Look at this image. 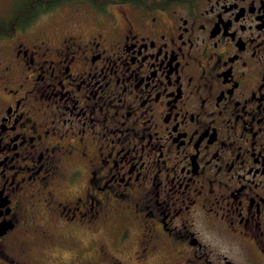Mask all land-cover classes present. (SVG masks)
<instances>
[{
	"label": "flooded vegetation",
	"instance_id": "obj_1",
	"mask_svg": "<svg viewBox=\"0 0 264 264\" xmlns=\"http://www.w3.org/2000/svg\"><path fill=\"white\" fill-rule=\"evenodd\" d=\"M0 8V264H264V0Z\"/></svg>",
	"mask_w": 264,
	"mask_h": 264
},
{
	"label": "trees",
	"instance_id": "obj_2",
	"mask_svg": "<svg viewBox=\"0 0 264 264\" xmlns=\"http://www.w3.org/2000/svg\"><path fill=\"white\" fill-rule=\"evenodd\" d=\"M41 7V6H40ZM36 9L38 10L39 9V5H37ZM29 10V3L27 2H24V4L18 6V7H15L13 12L10 14V16H16V15H26L27 14V11ZM3 23V26L6 25V22H2Z\"/></svg>",
	"mask_w": 264,
	"mask_h": 264
},
{
	"label": "rangeland",
	"instance_id": "obj_3",
	"mask_svg": "<svg viewBox=\"0 0 264 264\" xmlns=\"http://www.w3.org/2000/svg\"><path fill=\"white\" fill-rule=\"evenodd\" d=\"M64 7H66V6H64ZM7 9L8 8H5V9L0 8V14L4 15V13L7 11Z\"/></svg>",
	"mask_w": 264,
	"mask_h": 264
}]
</instances>
